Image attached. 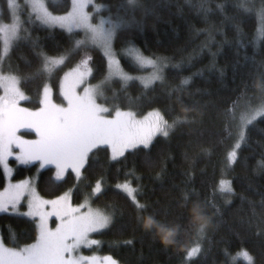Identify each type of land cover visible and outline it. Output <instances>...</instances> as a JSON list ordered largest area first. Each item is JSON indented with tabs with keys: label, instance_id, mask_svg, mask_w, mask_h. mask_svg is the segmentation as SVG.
Listing matches in <instances>:
<instances>
[{
	"label": "trees",
	"instance_id": "obj_1",
	"mask_svg": "<svg viewBox=\"0 0 264 264\" xmlns=\"http://www.w3.org/2000/svg\"><path fill=\"white\" fill-rule=\"evenodd\" d=\"M5 2L0 0V8ZM239 2L206 0L210 11L205 13L200 7L202 0H141L134 10L128 7L127 0H95L105 6L99 11L104 15L127 14L135 18V22L123 30V35L116 37L117 49L131 42L144 55L165 56L171 61L165 69L163 82L154 81L147 88L136 79L122 87L120 78L113 77L98 102L129 108L137 115H144L151 108H161L169 119L176 114H187L194 119L178 124L167 138L153 137L147 153L129 150L124 157L110 160L105 150L94 152L83 170L84 179L80 181L70 170L60 181L53 178V166L39 170L35 183L42 195L56 196L76 185L70 197L73 203L80 202L91 192L89 182L104 178L102 193L90 201L96 207H110L114 215L109 226L94 233L99 243L90 249L109 254L121 264H222L223 248L228 246L235 251L243 246L253 255L254 264H264V223L252 213L253 207L258 214L261 212L259 202L264 195V167L261 166L264 162V118L257 117L247 126L246 140L233 165L226 169L222 163L232 143V138L225 137L223 132L225 110L237 102L239 113L249 95L253 104L258 103L255 83L264 73V38L253 41L258 27L256 8L261 0H251V11L239 8ZM45 3L51 11L65 12L70 0H45ZM217 4H222V10ZM21 18L20 39L10 48L2 67L22 78L20 87L29 98L22 103L37 107L36 90L43 82V76L36 73L37 54L40 51L48 55L64 53L72 48L82 32L72 30L70 33L59 26L31 22L26 7L21 11ZM83 52L91 55V66L95 70L89 83H95L106 71V61L98 49H73L67 63L50 81L57 102L62 99L58 88L60 75L72 67ZM177 62H180L178 68L174 67ZM131 65L128 56L121 58L124 70L136 74L138 69ZM183 76L191 78L179 93L180 103L175 99L177 93L172 91L170 95L168 90L178 85ZM113 89L117 90L115 99H112ZM202 145L211 150L199 152ZM146 154L151 158V165L145 163ZM34 167V163L17 165L12 177L23 178ZM157 172L161 174L157 176ZM222 173H226L225 178L230 181V194L212 191ZM125 179L134 187L138 184L140 198L155 202L160 213H178L184 191L193 197L199 195L201 199L214 197L220 211L199 241L201 250L185 261L182 254L194 239L191 229L182 230L178 242L165 244L159 236L153 237L137 227L131 202L116 188L117 182ZM3 181L0 167V187ZM213 211L210 208L209 215ZM0 235L5 242L12 236L21 244L31 243L36 237V220L25 214L0 212ZM128 240L131 243H127ZM240 264L246 262L241 260Z\"/></svg>",
	"mask_w": 264,
	"mask_h": 264
},
{
	"label": "snow or ice",
	"instance_id": "obj_2",
	"mask_svg": "<svg viewBox=\"0 0 264 264\" xmlns=\"http://www.w3.org/2000/svg\"><path fill=\"white\" fill-rule=\"evenodd\" d=\"M140 3L141 0H127L128 7L133 10ZM66 6L67 11L54 12L49 9L45 0H26L24 5L18 0H6L4 7L0 8V63L20 39L23 24L21 11L24 7L28 10L31 22L59 26L70 33L73 29H79L83 33L75 40L72 48L64 53L48 55L40 51L37 54L39 66L36 73L43 76L42 85H38L36 90L38 107H24L19 103L29 99L20 87L22 78L16 72L4 71L0 67V167L4 169L5 176V187L0 189V211H17V204L27 195L28 209L25 214L36 220V237L31 243L21 244L12 236L5 242L0 237V264H98L95 254L83 256L80 254V247L99 243L90 234L109 226L114 215L108 206L92 208L90 205V199L102 193L103 177L89 182L91 192L86 193L79 204H73L70 200L76 185L58 196L46 199L33 186L34 177L7 181L11 173L9 157L14 156L18 163L36 161L39 168L53 166V178L56 181L65 177V169L71 168L77 181H80L84 179L83 170L88 167L94 152L105 150L110 160L124 157L129 150H144L147 153L151 149L153 137L159 135L167 138L178 124L194 119L187 114H176L169 119L161 108H151L141 117L129 108L98 103V98L103 97L104 90L111 84L113 77L120 78L122 87L129 80L136 79L147 88L154 81L163 82L165 69L171 61L165 56L144 55L131 42L126 47H115L116 37L123 35V30L135 22L133 16H113L111 13L107 16L98 15L105 6L95 3V0H70ZM237 6L245 11L253 8L251 0H240ZM89 7L92 11H88ZM200 7L205 13L210 11L206 0H202ZM217 8L222 10V4H217ZM256 15L258 27L253 41L264 38V0L256 8ZM81 48L98 49L107 62V70L95 83H89L95 76V70L91 66L92 57L89 52H83L80 59L60 75L58 88L62 99L57 102L55 89L50 81L67 63L73 49L78 51ZM124 56H130L131 66L138 69L136 74L125 71L121 66V58ZM179 66L180 62L174 65L177 68ZM145 68L150 71H145ZM190 78L183 76L178 85L169 88L170 95L172 91L177 93V102L182 103L179 93ZM23 79L27 80L28 77ZM255 87L259 94L258 103L253 104L249 95L239 113L237 102L225 110L223 132L225 137L232 138V143L222 158L226 169L238 159L240 146L246 140L247 126L257 117L264 118V73L260 74ZM116 91L113 89L112 99L116 98ZM18 129H31L35 135L31 138V134L20 135ZM210 150L203 145L199 148L201 153ZM145 163H152L147 154ZM261 166L264 167V162H261ZM160 174L156 173L157 176ZM225 175L226 173H222L216 181L213 193L232 192L230 181ZM87 186L86 184L85 187ZM116 188L131 202L136 226L142 227L153 237L159 236L165 244L178 242V234L182 230H192L194 239L182 254L185 261L201 250L199 241L220 211L214 197L206 196L201 199L199 195L193 197L188 191H184L179 201L178 213H160L155 202L140 198L138 184L134 187L125 179L118 181ZM259 203L261 212L258 214L253 207L252 213L264 223V195ZM210 208L214 210L212 215H209ZM53 214L56 218L54 228L48 223V217ZM126 242L131 243V240ZM222 255V264H240L241 260L246 264H254L253 255L243 246L237 247L235 251L226 246L222 249ZM104 261L105 264H119L110 255H105Z\"/></svg>",
	"mask_w": 264,
	"mask_h": 264
},
{
	"label": "rangeland",
	"instance_id": "obj_3",
	"mask_svg": "<svg viewBox=\"0 0 264 264\" xmlns=\"http://www.w3.org/2000/svg\"><path fill=\"white\" fill-rule=\"evenodd\" d=\"M19 2V1H18ZM19 3H21L22 5H24V4H26V0H21ZM68 10V9H67ZM66 10V11H67ZM88 11H92V9H89L88 8ZM98 15H104L103 13H101V12H99L98 13ZM104 16H107V15H104ZM73 30H79V29H73ZM82 35H83V33H82ZM132 45H134V44H132ZM127 45H125L124 47H126ZM135 46V45H134ZM135 48L136 49H138L136 46H135ZM140 51V50H139ZM141 52V51H140ZM129 58H130V56H128ZM131 59V58H130ZM107 63V62H106ZM0 67H2V63H0ZM3 68V70L4 71H9V70H7V69H5L4 67H2ZM106 70H107V68H106ZM146 71H150V69H147L146 68ZM117 78H119V77H117ZM82 90V89H81ZM23 101V100H22ZM22 101H19V103H21L24 107H30V106H28V105H26V104H24V103H22ZM97 102H98V100H97ZM99 103V102H98ZM38 107V106H37ZM145 115V114H144ZM144 115H138V116H144ZM18 133L20 134V135H26V136H28L29 134H31L30 136H29V138H31L32 136H34L35 134H34V132H32V130L31 129H18ZM8 162H9V165H10V167H11V173H10V175H8V177H7V181H10V182H15V181H19V180H23V179H25V178H35L34 180H33V186L36 188V191L39 193V195L40 196H42V197H44V198H46V199H51L52 197H54V196H48V197H46V196H44V195H42L38 190H37V187H36V183H35V181H36V175L38 174V172H39V170H41L42 168H39V166H38V164H37V162L36 161H31V162H29V163H18L17 161H16V159H15V157L14 156H12V157H9L8 158ZM32 163H34L35 164V167L33 168V170L31 171V173L30 174H28V175H26V176H24L23 178H20V179H14L13 177H12V174H13V172H14V170H15V167L17 166V165H29V164H32ZM46 166H51V165H46ZM45 166V167H46ZM54 168V167H53ZM2 170H3V174H4V169L2 168ZM68 170H70L71 171V168H68V169H65V174H66V172L68 171ZM55 171V168L53 169V171H52V174H53V172ZM5 187V176H4V181H3V184H2V186L0 187V189H3ZM64 192V191H63ZM60 195V194H59ZM56 196H58V195H56ZM27 200H28V197H27V195H25V196H23L22 198H21V200H20V202L17 204V211H15V212H11V211H0V212H11V213H17V214H25L26 212H27V209H28V204H27ZM70 200H71V198H70ZM82 201V200H81ZM80 201V202H81ZM80 202H77V203H73L72 201H71V203H73V204H79ZM90 205H91V207L92 208H97L96 206H94L92 203H91V201H90ZM26 215V214H25ZM48 223H49V226L50 227H52V228H54L55 227V225H56V218H55V215L53 214V215H50L49 217H48ZM101 230V229H100ZM97 231H99V230H96L95 232H97ZM94 232V233H95ZM94 233H92V234H90V236H91V238L92 239H94V240H96L97 241V239L95 238L96 236H94ZM0 237H1V235H0ZM95 245V244H94ZM93 245L92 244H90V245H82L81 247H80V254L81 255H83V256H92L93 254H95V256L97 257V259H98V264H105V261H104V257H105V255H109V254H106V253H100V252H98L97 250H95V249H90L91 247H92ZM119 264H121V263H119Z\"/></svg>",
	"mask_w": 264,
	"mask_h": 264
}]
</instances>
